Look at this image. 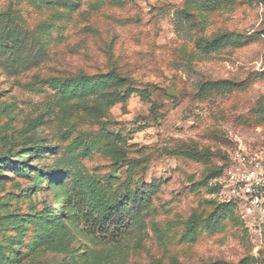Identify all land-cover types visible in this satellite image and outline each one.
<instances>
[{
	"label": "rangeland",
	"instance_id": "obj_1",
	"mask_svg": "<svg viewBox=\"0 0 264 264\" xmlns=\"http://www.w3.org/2000/svg\"><path fill=\"white\" fill-rule=\"evenodd\" d=\"M0 43V264H264L215 185L264 152V0H0Z\"/></svg>",
	"mask_w": 264,
	"mask_h": 264
},
{
	"label": "built area",
	"instance_id": "obj_2",
	"mask_svg": "<svg viewBox=\"0 0 264 264\" xmlns=\"http://www.w3.org/2000/svg\"><path fill=\"white\" fill-rule=\"evenodd\" d=\"M215 185L219 201L238 205L251 224L264 232V152L243 148L233 152Z\"/></svg>",
	"mask_w": 264,
	"mask_h": 264
},
{
	"label": "trees",
	"instance_id": "obj_3",
	"mask_svg": "<svg viewBox=\"0 0 264 264\" xmlns=\"http://www.w3.org/2000/svg\"><path fill=\"white\" fill-rule=\"evenodd\" d=\"M2 50L9 51L8 45L0 43V51ZM228 163L229 160L217 178L222 176ZM78 198L80 200L74 205V215L76 222L81 224L87 236L110 244H121L123 237L134 229L135 222L130 218V214L111 202H104L103 195L96 196L97 200H101L96 209L88 205L87 199L82 193Z\"/></svg>",
	"mask_w": 264,
	"mask_h": 264
}]
</instances>
